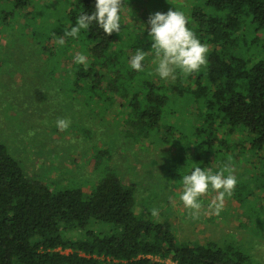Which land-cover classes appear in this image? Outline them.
<instances>
[{
	"label": "trees",
	"instance_id": "1",
	"mask_svg": "<svg viewBox=\"0 0 264 264\" xmlns=\"http://www.w3.org/2000/svg\"><path fill=\"white\" fill-rule=\"evenodd\" d=\"M59 2V16L40 33L45 38L59 39L80 14L94 11L95 0ZM125 4L122 0L121 10ZM188 14L192 31L209 52L207 66L187 78L177 74L172 82H155L156 76L146 75L147 58L143 71L131 68L126 50L136 54L150 48L148 29L116 42L118 34L105 36L92 25L47 54L56 67L71 56L64 69L68 74L56 77L71 92L106 110L119 97V107L127 110L117 123L128 124L134 139L152 133L167 141L174 133L163 119L182 108L190 134L179 132L177 144L191 149L189 156L207 167L214 155L224 164L235 153L257 162L251 183H238L231 199L246 219L238 221L241 226L252 222L264 228V0H200ZM32 25L31 34L37 35L40 23ZM78 53L86 56L87 66L75 62ZM182 137L189 139L180 146ZM102 173L88 192L54 190L27 176L0 143V264H264L236 239L178 241L166 219L155 221L136 209L132 189L114 170Z\"/></svg>",
	"mask_w": 264,
	"mask_h": 264
},
{
	"label": "rangeland",
	"instance_id": "2",
	"mask_svg": "<svg viewBox=\"0 0 264 264\" xmlns=\"http://www.w3.org/2000/svg\"><path fill=\"white\" fill-rule=\"evenodd\" d=\"M59 1L0 0V143L27 176L54 190L78 187L88 192L95 184L93 181H98L104 169L110 168L124 186L132 189L136 209L145 211L155 221L166 219L178 241L205 244L236 239L264 263V228L262 224L253 227L252 222L241 226L238 221L244 223L246 219L231 197L226 196L223 209L215 215L209 204L217 193L209 186L208 193L199 198L203 207L198 218L184 208L180 200L183 176L190 175L195 167L210 169L213 174L224 171L227 176L225 165L229 164L228 161L221 163L214 155L207 167L202 159L189 156L191 149L178 147L179 132L190 134L186 110L179 108L176 114L163 119V125H171L174 133L167 141L158 140L152 133L147 138L134 139V131L128 124L117 123L126 117L127 110L119 107V97L106 110L101 104L86 100L84 94L71 92L67 85L59 84L56 77L68 74L64 69L70 66L71 56L56 67V60L50 59L49 51L57 49L58 39L40 35L45 24L51 25L59 16L56 15L61 9ZM199 1L125 0L120 13L121 32L116 42L126 33L142 35L149 27V15L157 11L166 13L173 8L188 18L191 7ZM32 10L35 14L22 16ZM34 23H40L37 35L31 34ZM187 27L193 29L189 18ZM147 39L150 41L148 33ZM71 50L73 55L76 49ZM144 51L149 52V46H144ZM134 55L135 52L126 50L128 59ZM146 58V75L156 76L155 82L173 81L158 76L154 55ZM177 74L180 73L177 71ZM59 119L70 120L66 131L58 130ZM187 139L182 137L180 146L187 144ZM97 150L99 158L94 157ZM235 155L230 163L232 174L238 183H251V177L258 171L257 162H251L245 155ZM170 174L176 177L171 179ZM255 194L259 196L260 191ZM153 209L158 210V216H152Z\"/></svg>",
	"mask_w": 264,
	"mask_h": 264
},
{
	"label": "clouds",
	"instance_id": "3",
	"mask_svg": "<svg viewBox=\"0 0 264 264\" xmlns=\"http://www.w3.org/2000/svg\"><path fill=\"white\" fill-rule=\"evenodd\" d=\"M121 8L122 0H95L94 11L91 15L82 13L79 15L76 26L63 33L57 43L63 46L66 38H77L80 31L89 30L90 26L96 25L105 36L121 32ZM188 18L182 11L170 8L166 13L155 12L150 14L147 20L148 37H150V51L138 49L130 59V66L136 71H143V61L149 54L154 55L153 63L157 65L155 71L161 79L175 80L177 71L185 78L195 74L202 67L207 66V54L209 47L197 38L194 31L187 27ZM77 64L87 66V58L83 54L75 57ZM70 120L59 119L56 126L60 131H66L70 126ZM231 162V158H229ZM224 171L215 174L212 171L195 167L190 175L182 178L183 191L180 200L185 209L194 217L199 216L203 207L199 198L208 193L209 186L217 195L209 204V209L215 215H219L224 207L225 198L231 197L237 186V178L232 174L230 163L225 165ZM153 217L158 216V210L153 209Z\"/></svg>",
	"mask_w": 264,
	"mask_h": 264
}]
</instances>
